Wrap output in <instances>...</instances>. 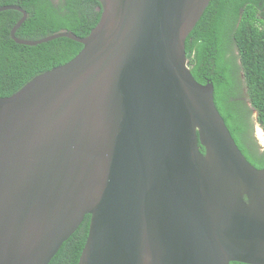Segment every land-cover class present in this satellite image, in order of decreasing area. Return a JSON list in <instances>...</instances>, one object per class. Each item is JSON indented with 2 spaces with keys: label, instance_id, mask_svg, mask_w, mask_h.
I'll use <instances>...</instances> for the list:
<instances>
[{
  "label": "water",
  "instance_id": "1",
  "mask_svg": "<svg viewBox=\"0 0 264 264\" xmlns=\"http://www.w3.org/2000/svg\"><path fill=\"white\" fill-rule=\"evenodd\" d=\"M100 2L88 35L36 40L0 6L19 44H83L0 97V264H49L86 215L78 264H264V168L187 57L210 0Z\"/></svg>",
  "mask_w": 264,
  "mask_h": 264
},
{
  "label": "trees",
  "instance_id": "2",
  "mask_svg": "<svg viewBox=\"0 0 264 264\" xmlns=\"http://www.w3.org/2000/svg\"><path fill=\"white\" fill-rule=\"evenodd\" d=\"M7 4L20 5L28 12L16 36L32 40L62 30L86 36L103 11L98 9L100 0H0V6ZM22 16L16 9L0 11V97L12 95L34 76L68 62L83 48L68 37L38 45L17 43L10 32ZM186 52L194 77L201 83L213 82L216 106L241 151L254 166L264 168V148L252 115L254 108L264 127V0H210L187 36ZM89 223L90 215H86L49 264L79 263Z\"/></svg>",
  "mask_w": 264,
  "mask_h": 264
},
{
  "label": "rangeland",
  "instance_id": "3",
  "mask_svg": "<svg viewBox=\"0 0 264 264\" xmlns=\"http://www.w3.org/2000/svg\"><path fill=\"white\" fill-rule=\"evenodd\" d=\"M244 96H245V99L248 102V105L252 108L251 103H250V101L248 99V96L246 94ZM252 110H253L252 115L254 117V124H255L256 135L258 137L259 142L262 145H264V127L261 125V123L257 119V111L254 108H252Z\"/></svg>",
  "mask_w": 264,
  "mask_h": 264
},
{
  "label": "flooded vegetation",
  "instance_id": "4",
  "mask_svg": "<svg viewBox=\"0 0 264 264\" xmlns=\"http://www.w3.org/2000/svg\"><path fill=\"white\" fill-rule=\"evenodd\" d=\"M237 52V51H236ZM259 144L261 145V147H263L264 148V145H262L260 142H259Z\"/></svg>",
  "mask_w": 264,
  "mask_h": 264
},
{
  "label": "bare ground",
  "instance_id": "5",
  "mask_svg": "<svg viewBox=\"0 0 264 264\" xmlns=\"http://www.w3.org/2000/svg\"><path fill=\"white\" fill-rule=\"evenodd\" d=\"M263 141V140H262Z\"/></svg>",
  "mask_w": 264,
  "mask_h": 264
}]
</instances>
